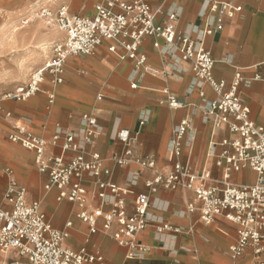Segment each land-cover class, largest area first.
Listing matches in <instances>:
<instances>
[{"label":"crops","instance_id":"0c3cea01","mask_svg":"<svg viewBox=\"0 0 264 264\" xmlns=\"http://www.w3.org/2000/svg\"><path fill=\"white\" fill-rule=\"evenodd\" d=\"M93 1L74 0L70 5L71 12L77 14L75 11L81 6L80 11L85 12L80 15L92 16L95 5L101 0L88 8ZM146 1L155 11L161 10L157 16L158 24L166 22L168 13L177 9L180 12L177 23L179 33L195 38L203 28L201 16L207 13L204 0ZM231 1L242 6V11L234 18L227 19L224 29L213 34L207 42L215 62L213 75L227 86L233 83L238 73L242 75L238 92L250 110V119L255 125H262L264 0ZM60 32L62 37L57 42L65 38V34ZM155 42V38L148 37L140 47L139 54L146 58L145 66L140 70H136L135 61L121 60L118 55L108 51L109 43H104L91 56L70 57L66 62L62 84L46 82L42 93L25 101L4 98L0 106V172L7 169L12 171V178L26 190L28 201L41 200L42 210L52 226L68 232L65 240L67 248L79 250L87 247L90 252H99L103 256V263L93 264H256L251 246L238 258L232 256L231 248L238 241V226L223 217H217L207 225L200 220L199 212H187V204L195 199L194 193L187 190L160 189L157 194L150 195V221L179 228L181 234L157 236L151 224L139 238L146 247L145 251L138 258H129L128 250L113 239V230L91 235L89 226L78 217L81 211L78 205L57 201L56 189L45 192L48 174L39 172L35 153L10 139L12 134L17 133L16 128L23 127L47 140V153L51 154L53 148L50 141L54 135L59 132H80L83 114L94 115L98 119L100 134L91 150L100 153L106 160L105 168L111 170L109 176H102L101 179L131 191L125 196L127 210L131 214L135 196L149 194L144 183L153 178L154 171H144L135 181L134 174L138 171L136 164L128 167L114 165L110 157L121 150V145L112 141L114 134L119 129H128L136 134L138 143L135 155L153 157L156 160L155 171L167 174L173 168L169 157L173 129L181 120L188 118L192 131L184 140L181 160L190 162L196 174L209 170L214 178L221 179L224 168L216 166L212 154L219 156L224 149L222 142L231 138L232 134L227 129L213 132L212 126L203 121L201 99L199 90L194 88L191 64L182 61L178 54L165 55L164 52L168 50L166 44L161 41V48L157 49ZM41 61L42 58L39 63ZM166 89L185 107L175 109L162 104ZM202 91L207 98H216L209 85L203 86ZM51 93L55 95L53 103L48 99ZM142 119H145L143 125ZM231 178L236 184H254L257 174L244 170L233 173ZM95 180L92 176L85 180L89 191L88 211L99 206V201L94 198ZM8 182V177L2 174L0 204H5ZM109 210L110 206L105 207V211ZM102 223L103 220H99L100 227ZM67 224L71 226L67 227ZM14 257V253L0 254V264H6L8 259L10 261ZM21 264H27V260L22 259Z\"/></svg>","mask_w":264,"mask_h":264},{"label":"built area","instance_id":"2783aa9c","mask_svg":"<svg viewBox=\"0 0 264 264\" xmlns=\"http://www.w3.org/2000/svg\"><path fill=\"white\" fill-rule=\"evenodd\" d=\"M73 2L67 0L57 10H38V16L46 25L58 27L65 38L54 44L51 57L34 72L30 81L5 98L25 101L42 93L46 82L62 84L70 57L91 56L104 43H109L108 51L121 60L135 61L136 70H140L145 66L146 58L139 54V49L144 40L151 37L156 39L154 47L157 49L161 48V41L166 44L168 50L165 55L178 54L182 61L191 64L194 88L199 90L201 99L203 121L212 126L213 132L227 129L232 137L222 142L224 149L219 156L212 154L216 166L224 168L223 177L216 179L209 170L196 174L190 162L181 160L184 140L192 131L188 118L181 120L173 129L169 147L173 168L167 174L155 171L156 160L153 157L136 156L138 136L128 129H119L112 141L119 143L121 150L114 153L110 161L119 167L136 164L135 181L144 171H154L153 178L144 183L149 194L135 196L133 211L129 214L125 196L131 191L101 179L109 176L111 170L105 168L106 160L101 154L91 150L100 134L98 119L94 115L83 114L80 132L54 135L50 141L51 154L47 153V140L23 127L16 128L17 133L10 139L34 152L39 172L48 174L45 192L56 189L57 201L78 205L81 209L78 217L89 226L91 235L113 230V239L128 250L129 258L135 259L146 249L139 238L151 224L157 236L181 234L179 228L150 221V195L157 194L160 189L192 191L195 199L187 204V212H199L200 220L207 225L217 217H223L238 226V241L231 248L232 256L238 258L251 246L256 264H264V124L255 125L250 119V110L238 92L243 81L240 73L230 86L214 78L215 62L207 48L208 39L222 31L226 20L239 14L242 6L231 0H204L207 13L201 16L203 28L194 38L178 32L180 12L177 9L168 13L166 22L158 24L157 16L161 10L155 11L146 0H101L95 5L92 16L72 13L70 5ZM205 85L211 87L215 99L206 97L202 91ZM164 95L162 104L175 109L185 107L169 90H164ZM48 99L53 103L55 95L48 94ZM144 123L145 119H142L141 125ZM244 170L257 174L254 184L232 182V174ZM2 174L8 177L9 182L4 194L5 204H0V254H15L6 264H21L22 259L27 260V264L104 262L99 252L92 253L87 247L79 250L67 248L68 232L52 226L42 210L41 200L28 201L26 190L18 186L10 169L0 172V177ZM88 176L96 179L94 198L99 201V206L92 211L87 209L89 191L85 180ZM107 206H110L109 211H105ZM99 220H103L101 227Z\"/></svg>","mask_w":264,"mask_h":264},{"label":"rangeland","instance_id":"374dc122","mask_svg":"<svg viewBox=\"0 0 264 264\" xmlns=\"http://www.w3.org/2000/svg\"><path fill=\"white\" fill-rule=\"evenodd\" d=\"M96 1L90 2L88 8ZM65 3L67 0H0V106L5 96L27 84L34 72L44 66L54 44L61 40L59 28L47 26L38 16V10H57ZM80 8L75 11L77 14L85 12ZM54 32L60 33V38L50 43L48 55L41 56V63V58L34 61L33 52L43 44L44 34ZM26 57L32 58H28L30 62Z\"/></svg>","mask_w":264,"mask_h":264},{"label":"bare ground","instance_id":"6f19581e","mask_svg":"<svg viewBox=\"0 0 264 264\" xmlns=\"http://www.w3.org/2000/svg\"><path fill=\"white\" fill-rule=\"evenodd\" d=\"M44 36H45V39L43 41V44L39 48V50L33 52L34 57H35L34 61L40 60L42 55H48L50 43H52L56 39L60 38V37H58L59 33H56V32L50 33V34L45 33ZM26 58H27V61H29V62H30V59H32L30 57H26ZM28 58H30V59H28Z\"/></svg>","mask_w":264,"mask_h":264}]
</instances>
